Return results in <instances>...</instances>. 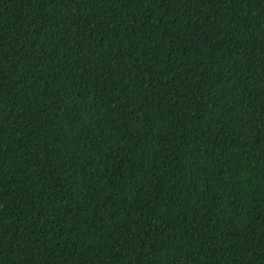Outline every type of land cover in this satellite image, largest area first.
<instances>
[{"label": "trees", "instance_id": "16d2710c", "mask_svg": "<svg viewBox=\"0 0 264 264\" xmlns=\"http://www.w3.org/2000/svg\"><path fill=\"white\" fill-rule=\"evenodd\" d=\"M0 264H264V0H0Z\"/></svg>", "mask_w": 264, "mask_h": 264}]
</instances>
